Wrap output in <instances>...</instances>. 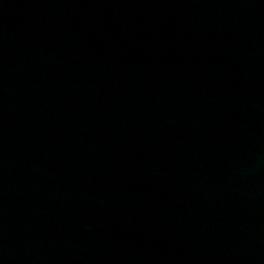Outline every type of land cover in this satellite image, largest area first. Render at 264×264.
<instances>
[{"label":"water","instance_id":"1","mask_svg":"<svg viewBox=\"0 0 264 264\" xmlns=\"http://www.w3.org/2000/svg\"><path fill=\"white\" fill-rule=\"evenodd\" d=\"M0 264H264V0H0Z\"/></svg>","mask_w":264,"mask_h":264}]
</instances>
